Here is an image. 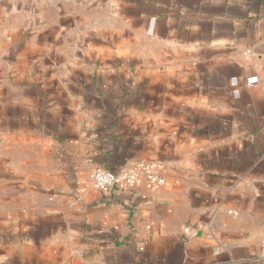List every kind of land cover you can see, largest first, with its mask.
Returning <instances> with one entry per match:
<instances>
[{
	"label": "crops",
	"instance_id": "1",
	"mask_svg": "<svg viewBox=\"0 0 264 264\" xmlns=\"http://www.w3.org/2000/svg\"><path fill=\"white\" fill-rule=\"evenodd\" d=\"M0 264H264V0H0Z\"/></svg>",
	"mask_w": 264,
	"mask_h": 264
},
{
	"label": "built area",
	"instance_id": "2",
	"mask_svg": "<svg viewBox=\"0 0 264 264\" xmlns=\"http://www.w3.org/2000/svg\"><path fill=\"white\" fill-rule=\"evenodd\" d=\"M93 187L102 193L111 191H131L141 181H146L152 188L162 186L165 179L159 172V166L153 164H138L131 168H123L119 172L97 168L91 175Z\"/></svg>",
	"mask_w": 264,
	"mask_h": 264
}]
</instances>
